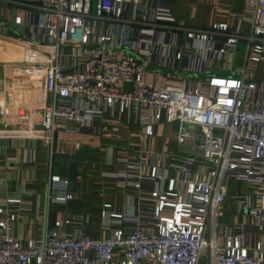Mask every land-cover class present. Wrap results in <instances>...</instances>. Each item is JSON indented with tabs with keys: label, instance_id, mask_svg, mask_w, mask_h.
<instances>
[{
	"label": "built area",
	"instance_id": "built-area-1",
	"mask_svg": "<svg viewBox=\"0 0 264 264\" xmlns=\"http://www.w3.org/2000/svg\"><path fill=\"white\" fill-rule=\"evenodd\" d=\"M37 1L44 16L39 24L29 21L30 38L46 55L50 101L40 119L17 128L5 122L0 134L45 141L52 157L59 132L90 135L104 121L131 115L146 136H154L163 121L177 123V143L192 149L182 162L152 154L122 160V192L147 193L152 207L132 210L130 220L105 211L103 217L119 228L100 241L66 231L72 221L64 207L74 195L68 180L50 172L41 239L23 243L15 235L14 207L21 200L0 204V264H264V238L249 248L244 234L226 229L221 235L219 224L230 182H243L251 188L240 206L264 236V83L250 81L264 61V0H246L250 34L242 33L239 19L234 36L224 37L228 25L187 31L186 52L175 35L163 43L173 51L166 58L175 67L185 62L198 75L206 73L208 59L222 61L246 43L241 78L210 77L205 87L170 84L157 75L149 83L156 34L128 26L119 36V23L147 20L137 8H124L125 0ZM161 5L153 20L173 21L170 5ZM16 23L23 24L22 18ZM5 30L0 25V36Z\"/></svg>",
	"mask_w": 264,
	"mask_h": 264
},
{
	"label": "crops",
	"instance_id": "crops-1",
	"mask_svg": "<svg viewBox=\"0 0 264 264\" xmlns=\"http://www.w3.org/2000/svg\"><path fill=\"white\" fill-rule=\"evenodd\" d=\"M160 3L163 8L170 5L173 21L156 23L153 20L154 9ZM123 6L137 8L147 20L141 24L119 23L121 27L116 30L119 36L128 26L156 34V56L155 63L149 65V83L156 75L170 84L188 86L193 82L200 87L207 86L210 77L241 78L240 70L246 64L248 54L246 43L239 46L235 55H229L222 61L208 59L203 75L188 70L185 62L175 67L171 57L166 58L169 54L172 56L173 51L165 48L163 43L175 35L178 45L186 52L189 50L187 31H208L216 25H228L230 31L224 37L234 36L239 19L242 33L250 34L252 24L246 19V0H125ZM0 16L3 19L0 25L6 29L0 36L1 130L5 122H12L13 128H17L22 122L40 119L50 97L46 92L48 64L43 46L34 42L32 37L26 38L14 32L9 24L13 16L16 20L22 18L21 25L30 26L29 21L39 24L44 16L40 4L37 0H0ZM99 25L103 27L102 23ZM41 33L39 30L38 34ZM250 81L260 85L264 83V61L256 66ZM132 88V85L126 87L128 90ZM177 134V123L163 121L157 126L154 136H146L134 117L125 115L102 122L94 134L59 132L52 157L45 141L0 134V204L9 199L21 200L14 207L18 213L15 235L23 243L41 239L51 172L61 180H68L69 192L74 195V199L64 207L72 221L66 231L83 233L96 241L105 239L119 228L103 217L105 211L107 214L124 215L130 220L132 210L152 207L149 194L122 192L120 162L136 159L141 154H152L172 162L185 161L192 147L189 144L180 146L176 141ZM78 143L80 148L76 149ZM248 186L243 182H230L225 210L219 219L220 234L223 235L226 229H230L232 235L242 233L247 246L255 248L264 236L248 210L240 206L239 200ZM106 205L112 207L106 209ZM56 216L53 213L52 217ZM241 225L242 231L236 229Z\"/></svg>",
	"mask_w": 264,
	"mask_h": 264
},
{
	"label": "water",
	"instance_id": "water-1",
	"mask_svg": "<svg viewBox=\"0 0 264 264\" xmlns=\"http://www.w3.org/2000/svg\"><path fill=\"white\" fill-rule=\"evenodd\" d=\"M0 20L3 21V19H2L1 16H0ZM9 24H10V28L14 32H16V33H18V34H20V35H22V36H24L26 38L30 37V26H27V25H18L16 23V19H15L14 16L11 18Z\"/></svg>",
	"mask_w": 264,
	"mask_h": 264
},
{
	"label": "rangeland",
	"instance_id": "rangeland-1",
	"mask_svg": "<svg viewBox=\"0 0 264 264\" xmlns=\"http://www.w3.org/2000/svg\"><path fill=\"white\" fill-rule=\"evenodd\" d=\"M240 45H244V44L241 43ZM240 45H239V46H240ZM244 186H245V185H244ZM245 188H246V189H245L246 191H247V190H250V189H249V188H250L249 186H248V187H245Z\"/></svg>",
	"mask_w": 264,
	"mask_h": 264
}]
</instances>
